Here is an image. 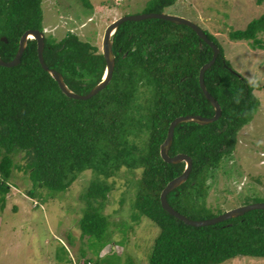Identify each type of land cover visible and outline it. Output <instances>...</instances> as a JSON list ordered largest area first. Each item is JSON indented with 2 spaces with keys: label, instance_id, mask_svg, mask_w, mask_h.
<instances>
[{
  "label": "trees",
  "instance_id": "16d2710c",
  "mask_svg": "<svg viewBox=\"0 0 264 264\" xmlns=\"http://www.w3.org/2000/svg\"><path fill=\"white\" fill-rule=\"evenodd\" d=\"M78 1L90 7V0ZM42 2L0 0L3 60L16 57L26 31H44ZM176 2L151 0L149 6L151 12L161 13ZM204 31L220 48L218 59L205 73V83L220 103L222 115L207 125L179 124L170 149L171 156L183 153L193 159L188 180L168 194L169 203L192 220L221 215L213 214L208 205V181L233 153L239 132L252 122L261 105L255 93L258 86L233 69L220 40ZM261 34L264 14L245 29L230 31L229 37L264 49ZM113 49L112 79L88 100L69 98L61 90L43 68L34 39L28 41L19 65L0 66L1 206L13 191L10 179L20 165L17 155H22L34 183L27 194L31 198L36 185L62 192L81 174L92 172L93 179L81 196L86 204L79 226L82 237L98 241L97 263L103 259L114 264L109 258L119 255L113 247L118 245L110 239L117 226L112 215L104 212L116 183L110 179L138 169L133 219L146 217L160 229L148 264H221L241 256L264 258V209L195 227L171 215L161 201L163 190L186 169L185 162L167 163L161 156L170 124L180 116L215 115L200 85L201 68L213 58V48L189 26L146 19L123 23ZM44 59L63 75L71 90L83 95L102 81L106 70L101 48L73 32L61 40L46 36ZM107 246L111 251L101 257ZM91 262L84 257V263Z\"/></svg>",
  "mask_w": 264,
  "mask_h": 264
},
{
  "label": "rangeland",
  "instance_id": "374dc122",
  "mask_svg": "<svg viewBox=\"0 0 264 264\" xmlns=\"http://www.w3.org/2000/svg\"><path fill=\"white\" fill-rule=\"evenodd\" d=\"M150 1L90 0V7H86L78 0H43L44 31L54 40L73 32L102 50L110 23L126 15L153 13ZM163 13L189 19L216 35L233 69L258 86L255 93L261 105L255 118L239 132L233 153L208 181L211 211L219 215L259 203L256 200L264 202V49L229 37L230 31L243 30L264 14V2L259 5L256 0H177ZM261 36L264 39V34ZM16 162L20 165L10 179L13 191L5 206L0 204V264H86L84 257L93 259L91 264H105L103 259L97 263V239L82 237L79 226L86 204L81 196L93 173L84 172L62 192L36 185L31 198L27 194L34 183L21 154L16 156ZM126 172L110 179L116 183L104 212L115 220L117 227L110 241L119 246H113L119 255H110L109 259L114 264H148L160 229L146 217L138 222L133 219L141 170ZM110 251L111 246L103 249L101 257ZM221 264H264V258L241 256Z\"/></svg>",
  "mask_w": 264,
  "mask_h": 264
},
{
  "label": "water",
  "instance_id": "95a60500",
  "mask_svg": "<svg viewBox=\"0 0 264 264\" xmlns=\"http://www.w3.org/2000/svg\"><path fill=\"white\" fill-rule=\"evenodd\" d=\"M146 19H164L171 21L177 25H186L191 27L197 34L198 36L204 40L208 45H210L213 50H214V55L213 58L206 63L200 71V85L201 88L207 97V99L212 103V105L215 108V115L213 117H203L201 115H185V116H180L176 118L169 127L168 131V136L167 139L164 141V143L161 145V156L163 160L167 163H172V164H178L185 162L186 163V169L183 172V174L174 180H172L167 187L163 190L162 195H161V201L164 209L168 211L171 215L177 217L178 219L184 221L188 225H192L195 227H202V226H209V225H214L220 222H223L225 220H229L231 218H236L239 216L244 215L245 213L256 210V209H264V202H259V203H252L249 205H243L240 207H236L233 209L228 210L227 212L211 218V219H205V220H192L188 218L187 216L181 214L178 212L168 201V194L176 189L177 187L181 186L184 184L192 171L193 168V159L187 155V154H177L175 156L170 155V149L173 143V138L175 134V128L181 124V123H190L194 122L200 125H207L210 123H213L217 121L221 115H222V107L220 103L213 97V95L208 91L206 83H205V73L208 69H210L216 62V60L219 57L220 54V48L218 47L217 44H215L211 39H209L208 35L206 32L195 22L177 16V15H171L167 13H146V14H139V15H126L123 17H120L119 19L113 21L110 23V25L107 27L103 42H102V52L106 60V70L104 77L98 85H96L90 93L83 95L79 94L69 88V86L66 84L63 75L58 72L55 69H51L45 62L44 59V48H45V38L46 34L45 31H40L36 29H30L26 31L21 40H20V46L18 53L16 57L12 61H5L2 59L0 56V66H5V67H14L17 66L21 63L22 56L26 50V47L28 45V41L30 39H34L38 43V55H39V60L43 66V68L49 72L52 77L58 82L61 90L69 97L73 99H79V100H88L92 97H94L96 94H98L101 90H103L108 83L111 81L114 69H115V64H116V56L114 53V36L119 30L120 26L128 21H134V22H139L143 21ZM4 40L7 42V39L4 38Z\"/></svg>",
  "mask_w": 264,
  "mask_h": 264
},
{
  "label": "clouds",
  "instance_id": "9594fccd",
  "mask_svg": "<svg viewBox=\"0 0 264 264\" xmlns=\"http://www.w3.org/2000/svg\"><path fill=\"white\" fill-rule=\"evenodd\" d=\"M107 247H108V246H107ZM107 247H106V248H107Z\"/></svg>",
  "mask_w": 264,
  "mask_h": 264
}]
</instances>
